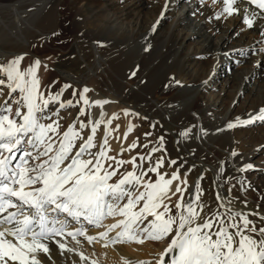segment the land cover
Segmentation results:
<instances>
[{
	"label": "bare ground",
	"instance_id": "6f19581e",
	"mask_svg": "<svg viewBox=\"0 0 264 264\" xmlns=\"http://www.w3.org/2000/svg\"><path fill=\"white\" fill-rule=\"evenodd\" d=\"M4 1L7 0H0V3H6L8 8L15 6ZM31 1L33 2L29 8L16 11V14L22 18L25 13H28V17L31 16L33 19L36 15H40V22L46 25L49 30L48 34L56 32L59 36H65L72 28L86 30L88 19L94 18L90 30L93 31L91 34L95 39L91 41L84 37L82 39L84 44L79 49L80 56L88 66V72L82 76L75 74L71 76V74L67 77L80 79L83 83L80 85L81 92L85 88L90 90L86 93L90 103L97 100L110 101L103 107L94 104L92 107L84 105V109L89 111L91 120L104 121L101 124L103 128L101 135L98 136L99 143H103L106 131L110 130V135L107 136L108 147L115 150L108 152L109 156L117 160H122L124 156L125 161H130L135 157L136 164L141 161L140 157L150 156V159L141 161V165H147L148 169L156 166L157 161L163 160V166L158 171L166 174V179L169 174L175 172L173 171L174 166L181 167L178 172L180 179L173 182L172 191H175L176 185L180 184L182 189H186L184 191L185 201L194 197L197 184L204 192V175L202 176L201 173L210 172L212 176L209 174V180L212 181L213 178L215 184H210L209 190L205 189V197L213 196L217 204L226 205V207L220 206L225 212L230 208L233 211L259 213V216L249 215L248 217L255 223V227L257 223L264 222L260 219V216H264V209L261 205L262 203L264 205V167L256 172L255 179H249L245 173L246 170L230 168L231 176L225 180L219 176L216 169L205 166L202 161L193 158V155L198 156L205 151L211 155V152L202 146V139L208 135L207 131L211 125L221 121L228 125L230 122H235L237 117L247 120L250 114L256 115L264 109V72L260 74L264 69L261 68L264 65V11L247 4L246 0L234 5L239 9L238 13H233L231 16L224 13L219 18L217 14L222 11L224 4L214 3L213 0H199L197 6H194L192 0H115L118 1V6L113 4L114 0H68V3L66 0H56L57 10L51 14L46 7L53 2L52 0ZM23 2L24 0L18 1L19 4ZM59 4L67 6L69 11H59ZM83 5L85 7H82ZM87 5L92 6L95 13H89ZM245 8L249 12L255 11L259 14L252 27L244 23ZM165 13L171 15L173 20L169 27L163 30L162 26L166 23ZM149 15L151 16L150 22L147 20ZM2 32L5 33L4 27H2ZM12 32L18 40L17 30ZM195 41L202 43L199 48L187 46L188 42ZM141 43H148L150 48L161 45L165 47V50L154 59L148 52L136 62L135 56L138 52V45ZM17 45L20 48L12 49V52L18 55L12 53L8 56L11 57L10 60L25 54L36 55L28 50L29 47H33L29 42L25 43L21 40L17 41ZM251 47H259L260 52L258 51L256 57L250 61L249 56L246 57V55L252 49ZM1 51L7 52V55L10 53L9 50L2 49ZM170 54L176 57L173 71L166 79H161L160 72ZM240 56H244V60H241L243 58ZM32 57L39 59L42 65L51 68L48 57ZM229 59H234L231 65L238 64L235 73L229 72V66L224 63ZM216 61L222 63L219 64ZM52 78L51 76L50 80ZM220 80L223 81L221 97L230 99L229 106L222 114H219L218 108L223 103L222 99L215 106V102L206 98L205 94H199L201 87L207 89V83L216 85ZM177 84L181 86L176 87ZM181 91H190L182 98L187 102V99L193 95L195 98L190 100L189 104L186 102L183 110H178L177 105L181 99H175L169 94ZM3 100L4 98L0 99V104H4ZM237 100L241 109H239V103L237 107L234 104ZM135 110L156 119L157 123L170 131L169 136L157 135L155 143L152 140L145 141L144 136L153 130V126L150 125L147 130L143 119L137 117ZM114 114L118 118H113ZM229 118L233 121H229ZM109 120H111L110 124L107 123ZM261 123L264 122L256 121L242 128L249 140L260 147L264 146V134L259 141L254 142V139L256 138L255 131L259 129ZM130 126L131 131H129ZM185 132L188 133L187 136L183 135ZM228 135L231 134L228 133ZM227 137L224 140L225 147L232 149L230 146L233 140ZM170 140L172 143L168 146ZM133 143L136 144L135 148L130 147ZM219 144L221 145L220 142ZM154 148L159 150L153 152ZM175 153L178 155L175 156ZM240 154L232 155L231 151L229 156L223 155L231 158L238 168L243 169L249 165V153H246L244 157H238ZM178 157L182 158L183 162L186 160L188 166L187 163L179 165ZM171 161H176L177 165L172 164ZM107 163H112L113 167H116L113 161ZM126 165H129L128 169ZM185 166L187 167L182 173ZM133 170V164L126 163L118 168L116 177L120 175L122 178L123 174ZM146 177L152 181L157 179L156 173L153 172H149ZM184 180L187 181L186 184L181 183ZM246 181H250L247 187H245ZM240 184H242L241 188L244 186L246 192L239 191L241 190ZM255 190H260L258 197L254 195ZM240 192H243L248 200L243 198ZM218 194L222 197L221 200L217 199ZM175 196L179 199L180 194L177 193ZM174 205L175 201L171 207ZM121 219H123L121 216L106 217L101 227L89 225L84 221L81 223L87 229L88 235L98 236V233L107 230V226ZM236 220L238 221L237 218ZM80 226L79 223L71 221L73 230ZM117 231L119 229H115L109 235L115 236ZM56 239L61 240L62 238L56 237ZM78 239L79 244L68 236L62 239V242L77 251L71 253L64 251L61 255L58 245L53 242L49 244L51 259L45 254H40L39 259L42 264H92L93 261L97 264H124L125 259L151 261L155 264L159 258L158 254L164 251V249L155 248L153 246L155 243L151 240L144 244L119 243L105 246L104 240L99 237L92 243L84 237H78ZM167 240L169 242L170 237ZM81 252L87 257L86 260H81L79 255Z\"/></svg>",
	"mask_w": 264,
	"mask_h": 264
},
{
	"label": "snow or ice",
	"instance_id": "6c2138e0",
	"mask_svg": "<svg viewBox=\"0 0 264 264\" xmlns=\"http://www.w3.org/2000/svg\"><path fill=\"white\" fill-rule=\"evenodd\" d=\"M213 2L224 4L217 14L219 18L224 13L229 16L238 13L239 9L234 5L242 0ZM246 3L264 11V0H246ZM244 11V23L252 27L259 14L249 12L247 8ZM23 59L21 55L7 64H0V75L7 77L6 80L0 79V85L9 89V96L20 93L19 99L13 101L18 105L14 114L7 101L0 104V264H42L39 256L45 254L51 259L49 244L53 242L58 245L61 255L64 251H77L62 242L65 236L71 237L76 244L80 243L78 237H84L89 243L99 237L104 240L105 246L144 244L149 240L162 242L170 237L155 264H264V227L258 230L255 223L248 219L249 215L259 216V213L229 208L224 213L202 215L206 205L199 202L203 195L199 184L194 197L185 201L186 189H182L180 184L172 191L173 182L180 179L178 171L167 179L166 174L158 171L163 166V160L137 175L135 169L141 166L136 164L135 157L124 161L108 155L111 151L107 139L110 130L106 131L99 152L91 151L96 147L95 135L103 120L89 121L88 124L77 120L63 133L59 131V119L45 124V119H51V116L45 115L50 104L59 103L60 109L75 106L72 100L61 101L63 92L71 85L66 84L60 92L45 96L40 91L41 82L37 75L41 61L36 59L22 71L20 65ZM88 91V88L83 89L77 104L82 101L88 107L93 104L103 107L110 102L97 100L90 103L86 96ZM2 95L3 90L0 89ZM54 114L59 116V110ZM83 115L85 111L81 108L79 116ZM113 118L118 117L114 114ZM256 121L264 122V109L256 115L250 114L247 120L237 117L227 127L247 126ZM107 123L110 124L111 120ZM89 127L90 134L85 139L82 131ZM77 141H82L79 147ZM130 147L135 148L136 144ZM158 150L152 149L153 152ZM233 155L236 153L233 152ZM145 159H150V156L140 157L141 161ZM109 161H113L116 167L107 163ZM126 163L133 164L134 170L123 174L116 183H109L117 175L118 168ZM252 167L251 164L246 165L241 171ZM149 172L156 173L155 181L144 179ZM181 183L186 184L187 181ZM177 193L180 196L173 214L166 201H171ZM125 199L126 202L122 203ZM217 199L222 197L218 194ZM220 206L226 207L223 203ZM109 216H121L123 219L107 226V230L98 233V236L88 235L81 223L84 221L101 227L102 221ZM260 219L264 220V216ZM71 221L81 226L73 230ZM115 229L119 231L110 236L109 233ZM253 234L259 235L260 239L257 240ZM79 255L82 261L87 259L82 252ZM124 264L152 262L125 259Z\"/></svg>",
	"mask_w": 264,
	"mask_h": 264
},
{
	"label": "rangeland",
	"instance_id": "374dc122",
	"mask_svg": "<svg viewBox=\"0 0 264 264\" xmlns=\"http://www.w3.org/2000/svg\"><path fill=\"white\" fill-rule=\"evenodd\" d=\"M18 1H20V0L4 1L7 3L14 4L15 6L12 8H8L6 3H0V64H7L11 59V57H8V56L13 53L12 49L17 50L18 48H20L17 45V41L20 42L21 40H24L25 43L29 42V44H31L33 47L32 48L29 47L28 50L31 53L36 54V55H29V54L23 55L24 59L20 65L21 70L23 71V70L27 69L30 65L33 64V62L36 60V58H34L32 56H36V57H40V56L45 57L46 56V57H48V59H49L48 62L50 63L49 65L51 68L45 67L44 65L41 64V66L38 70V73H37V75L40 79V82H41L40 83V91L43 92L45 94V96H47L49 93H58L61 91V89L63 88L64 85H66V84L70 85L71 84V87H69L68 89H66L63 92V95L61 97V101L72 100L73 104L75 105L74 107H68V108L60 109L59 103L50 104L46 110L45 115L51 116V119H45L43 122L45 124H48V123H51L53 120L59 119V122H60L59 131H60V133H63L64 131H66L68 126L70 124H72L73 122H76L77 120L83 121L84 123L88 124L89 121H93V120H91V118L89 116V111L84 109L85 106L83 103H81V102L79 104L76 103L77 101L80 100V93H81L80 85H82L83 83H81L79 78H76V77L75 78H68L67 76H69L71 74H72L71 76H74L73 74H75L77 76H82L88 72V66L86 65V61L80 56L81 52L79 49L84 44L82 42V39L84 37L88 38L91 41L95 39L94 37H92V34H91V32H93V31L90 30V28L92 27V20L94 18L88 19L87 25L85 27L86 30H82L80 28H72L68 31L67 35H65V36H59L56 32H51L50 34H48V32H49L48 28L46 27V25H44L42 22H40L41 21L40 15H36L35 19H33L31 16L28 17V13H25V15L22 18H19L18 15L16 14V11H21L23 8H26V9L29 8L33 1L24 0V2L20 3V4L18 3ZM52 1L53 2H51L47 5L46 10L49 13L54 14L55 11L57 10L56 5H55L56 0H52ZM66 2L68 3V0H66ZM192 3L194 4V6H197L199 4V0H192ZM113 4L118 6V1L114 0ZM82 7H85V5H83ZM82 7H80V8H82ZM86 7H87L89 13H95L93 11L92 6L87 5ZM58 10L59 11H66V12L69 11L68 7L64 6L62 4L58 5ZM22 12H24V11H22ZM164 17H165L166 23H164V25L162 26V29L166 30L169 27L170 22L173 20V17H171V15H168V13H167V15L165 13ZM147 20L150 22V20H151L150 15L147 16ZM2 27L5 28V33L2 32ZM16 30H17V33L19 34L18 40L15 39V35L12 32V31H16ZM201 44L202 43L200 41H195L193 43L188 42L187 46L188 47L191 46L193 48H199L201 46ZM251 48L252 49H250V51L246 55V57L249 56L248 59L250 58V61L254 57H256V55L259 51V47H251ZM2 49L5 51L9 50L8 52H10V53L7 55V52L1 51ZM164 50H165V47L161 46V45H157V46H154L153 48H150L148 43H141L140 45H138V52L135 56V61L137 62L140 59H142L148 52L151 53V57L154 59L158 55L163 53ZM14 55H18V53H15ZM241 58H243V59H241ZM241 58H238V59L244 60L245 57L243 56ZM175 60H176L175 55L170 54L167 62L165 63L164 67L162 68V70L160 72V78L161 79H166L172 73L173 68H174V64H175ZM233 60L234 59H229V60L224 61V63L229 66V72L235 73V68L238 67V64L231 65L233 63ZM216 62L217 63L219 62V64L222 63L221 61H216ZM263 64H264V60H263ZM256 66H258V65H256ZM261 68H264V65ZM263 72H264V69L260 74H263ZM51 76L53 78L50 80ZM54 78L55 79L58 78V79H56V81H55ZM0 79L6 80L7 77L4 75H0ZM56 84H57V86H56ZM212 84L213 83H211L209 85L207 83V86H206L207 89L206 88L203 89L202 87L200 89L198 88L199 94H205L204 96L206 98L212 100L213 103L215 102L214 103L215 106L222 99L223 103H221V105L218 107L219 108V114H222L224 112V110L226 109V107L229 106V100L230 99L229 98L223 99L220 95V91H221V88L223 85L222 80H220L216 85L215 84L212 85ZM179 86H181V85H178V84L176 85V87H179ZM230 88L232 89V85L230 86ZM0 89L3 90V95L0 96V99L4 98L3 102L5 103V101H7V104L11 105L12 110H13V114H14L18 105L13 103V101L16 99H19L20 93L16 92V93H13L11 96H9V89L7 87L0 85ZM73 92H75V95H73ZM189 92L190 91H181L178 93L173 92V93L169 94L170 96H172L175 99H181V101H179V103L177 105L178 110H183L185 108V105L187 103L189 104L190 100L191 101H192V99L194 100V98H195L194 95L192 97H190V99L189 98L187 99L188 102L186 100L182 99ZM238 103H239L238 100L234 101V104L236 107H237ZM81 108H83L85 111V115H83V116H79V112H80ZM239 109H241L240 103H239ZM57 110H59V116H56L54 114L57 112ZM22 111H26V109H23ZM135 111L138 114L137 117L143 119L144 126L147 127V130L149 129L150 125L153 126V130H151L148 134H146L144 136L145 141H149V140L154 141L155 136H157V135L158 136L159 135L169 136L170 131L167 130L166 128H164L159 123H157L156 119L150 118L149 116H146L144 114H140V112L138 110H135ZM16 119L19 122V118H16ZM229 121H233V119L229 118ZM93 122H95V121H93ZM76 127L79 128V123L76 124ZM243 127L244 126H238V127L231 128V130H230L224 121H221L220 123L211 125L210 129L207 131L208 135H205L203 137L204 140L202 139L203 148H207L211 152V155L205 151V153H203L201 155H198V156L193 155V158L199 159L200 161L203 162V164L205 166H209L213 169H216L219 173V176L226 180L228 177L231 176L230 168H237L238 170H241V168H238L237 164L234 163L231 158L224 157V155L229 156L231 151H232V155H233V152H235L236 154L241 153L240 155H238V157L239 156L244 157L246 155V153H249L248 154V163L251 164L253 167L250 169H247L245 171V173L247 174L249 179H255L256 178V172L259 169L264 167V146L260 147L257 144L256 145L253 144L252 141L249 140V138L246 136V134L242 131ZM102 129L103 128L101 125L97 129V132L95 135L96 147L91 150L93 152H99V150H100L101 143H99V141H98V136L101 135ZM144 130H146V128H144ZM228 130H230V131H228ZM210 132H212V133H210ZM263 132H264V123H261L259 126V129L255 131L256 138L254 139V142L259 141L263 137V134H264ZM228 133L231 135L229 136ZM89 134H90V127L86 128L82 131V135L85 139L88 137ZM226 137L227 138L231 137V139L233 140V141H231V146H230L232 149H228L225 147L224 140ZM217 140L221 143V145L219 144V142H217ZM80 143H82V141H77V147H79ZM153 143H155V141ZM171 143H172V141L170 140L168 143V146L171 145ZM114 150L115 149L111 150V152ZM175 154H176L175 156L178 155L177 153H175ZM124 159L125 158L123 156L122 160H124ZM178 159L180 160L177 162L178 164L180 163L179 165H181L183 163L184 164L187 163V166H188V162L184 158H183V160H185L186 162L185 161L183 162L182 158H180V157H178ZM177 163H176V165H177ZM137 165L141 166V167H137L135 169L137 175H139L141 170L147 171V169H148L147 165H141V161H139ZM166 165H168V163H166ZM128 166L129 165L125 166L126 169H128ZM187 166L184 167V169L182 170V173L184 172V170L186 169ZM180 169H181V167H177V166L173 167V171L175 170V172H177V171L180 172ZM204 173H201L202 176L204 175L203 176V178H204L203 179V188L209 190V185L215 184V182H214L213 178H212V181L209 180V174L211 175L210 172L206 171ZM171 175L172 174H169V176L167 178H170ZM114 177H116V176H114ZM114 177H112V179L110 180L109 183H111V182L116 183L119 179H121L120 175H118L115 179H114ZM147 178L149 179V177H144V179H146V180H147ZM248 182H250V181L245 182L246 183L245 187L248 186ZM241 185L242 184H240L241 190H239V191L243 190V192H246L245 188H243L244 186H242V188H241ZM238 186H239V184H238ZM205 189H204L203 195L200 197V201H199L200 203H203L204 205H206V207L203 210L202 215L211 216L212 213H214V212L224 213L225 211L220 207L219 203L217 204V201H215L213 196H210V197L204 196L205 195ZM141 190H143V189L141 188ZM243 192L242 193L240 192V195L242 194L241 196L248 200V198L246 197V195ZM209 193H211V192H209ZM259 194H260V190H255L254 195L256 197H258ZM177 200L178 199L176 198V196H174L171 198L172 202L166 201V203H169V205L172 206L174 204V201L176 203ZM125 202H126V199L122 203H125ZM261 205L263 206L262 208L264 209L263 203ZM172 209H173V213H175L176 209L174 206L172 207ZM237 219L239 221L240 218L237 217ZM103 223L104 222L102 221V224ZM262 227H264L263 221H262V223L259 222L256 224V228L258 230ZM253 235H255V238L257 240L260 239L259 235H256V234H253ZM153 243H155L153 245L155 248L165 249L169 242L166 239L162 242H153Z\"/></svg>",
	"mask_w": 264,
	"mask_h": 264
}]
</instances>
